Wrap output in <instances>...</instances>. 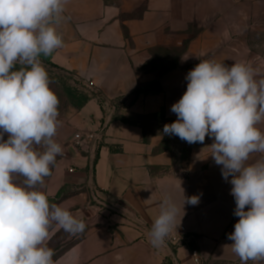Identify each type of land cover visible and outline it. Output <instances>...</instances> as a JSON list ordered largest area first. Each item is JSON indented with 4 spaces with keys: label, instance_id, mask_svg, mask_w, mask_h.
Returning a JSON list of instances; mask_svg holds the SVG:
<instances>
[{
    "label": "crops",
    "instance_id": "1",
    "mask_svg": "<svg viewBox=\"0 0 264 264\" xmlns=\"http://www.w3.org/2000/svg\"><path fill=\"white\" fill-rule=\"evenodd\" d=\"M56 27L63 46L39 59L83 82L89 98L58 119L54 139L63 153L41 188L86 226L76 234L54 230L47 242L53 259L197 264L196 249L200 264H241L225 246L239 217L232 185L210 156L213 138L189 144L162 133L176 121L171 106L200 60L243 62L264 78V0H68ZM109 98L117 106L110 120ZM102 127L96 150L76 144L75 133ZM180 187L185 197H200L183 207L180 225L190 237L174 250L154 246L153 222L165 202L182 204Z\"/></svg>",
    "mask_w": 264,
    "mask_h": 264
},
{
    "label": "clouds",
    "instance_id": "2",
    "mask_svg": "<svg viewBox=\"0 0 264 264\" xmlns=\"http://www.w3.org/2000/svg\"><path fill=\"white\" fill-rule=\"evenodd\" d=\"M67 3L0 0V264H61L47 243L53 231L76 234L86 227L41 190L63 146L54 139L59 99L39 57L63 46L56 25ZM185 79L186 91L171 106L177 119L163 126L162 135L189 144L213 138L210 156L232 185L234 215L239 217L227 237L233 243L225 246L241 264H264V155L250 162L264 154L259 127L264 123V78L257 79L243 62L229 66L206 59ZM182 193L179 207L165 202L154 220L149 232L154 246L164 244L177 220L180 225L185 203H199V196Z\"/></svg>",
    "mask_w": 264,
    "mask_h": 264
},
{
    "label": "built area",
    "instance_id": "3",
    "mask_svg": "<svg viewBox=\"0 0 264 264\" xmlns=\"http://www.w3.org/2000/svg\"><path fill=\"white\" fill-rule=\"evenodd\" d=\"M104 107H106V117L110 120L115 113L116 103L112 98H109L104 101ZM74 138L76 144L80 146L86 145L88 150H96L104 139V128L102 127L94 131L77 132L74 134ZM69 170L73 171V167L69 168ZM189 237L188 230L184 225H176V228L165 238L164 245L174 250L176 246L187 242ZM191 255L194 262L200 264V256L196 249L191 250Z\"/></svg>",
    "mask_w": 264,
    "mask_h": 264
},
{
    "label": "rangeland",
    "instance_id": "4",
    "mask_svg": "<svg viewBox=\"0 0 264 264\" xmlns=\"http://www.w3.org/2000/svg\"><path fill=\"white\" fill-rule=\"evenodd\" d=\"M41 63L49 75L50 87L52 88V90L55 92V94L57 95L59 99L58 119H60L70 109H77L79 107V105L81 104L82 98L76 92L81 91L82 88L77 82L64 79L63 76L60 75L57 72V70L50 64L44 63V62H41ZM16 67L18 69L20 65H17ZM66 73L70 74L68 72ZM74 79H77V78L74 77ZM65 83L66 85H64ZM6 138L7 136H5V139ZM40 150H42V148ZM18 179L22 180L23 178L19 177Z\"/></svg>",
    "mask_w": 264,
    "mask_h": 264
},
{
    "label": "trees",
    "instance_id": "5",
    "mask_svg": "<svg viewBox=\"0 0 264 264\" xmlns=\"http://www.w3.org/2000/svg\"><path fill=\"white\" fill-rule=\"evenodd\" d=\"M51 66H53V65H51ZM53 67L57 70V72L60 75L63 76L64 79L69 80V81L71 80V81L77 82L81 86L82 90L76 92L82 98L81 104L78 107V108H80L87 101V99L89 98V95H88L89 92H87L86 85L83 82L81 83L79 81V79H74V76L72 74H67L65 71H63V70H61L59 68H56L55 66H53ZM64 85H66V83Z\"/></svg>",
    "mask_w": 264,
    "mask_h": 264
}]
</instances>
